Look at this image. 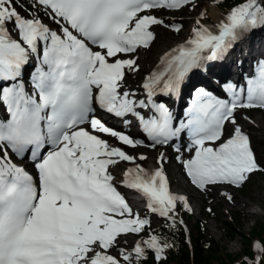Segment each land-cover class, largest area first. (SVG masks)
<instances>
[{
  "label": "rangeland",
  "instance_id": "obj_1",
  "mask_svg": "<svg viewBox=\"0 0 264 264\" xmlns=\"http://www.w3.org/2000/svg\"><path fill=\"white\" fill-rule=\"evenodd\" d=\"M7 1L8 6L3 2ZM217 0H186L178 10H173L170 6L164 9L156 10L148 13V19L142 22L139 27L143 33L144 39L147 40L148 48L137 47L127 56H123L122 60L128 70V74L124 79H120L118 85L120 89L130 88L131 93H142V88L145 80L154 71V64H148L146 67L141 66L142 53H152L156 47L166 44L169 48L178 43H182L194 36L201 34L204 24L213 26L215 21L209 16V12L215 5ZM34 7L29 10L28 5ZM37 9V10H36ZM220 12L221 10L218 9ZM203 14L201 18L200 15ZM221 14H223L221 12ZM223 16L226 19L231 17ZM238 21H250L254 26L258 23V18L255 12L241 16ZM237 20V19H234ZM31 21H39L45 23L51 31L63 32L68 28V22L62 15L56 13L54 10L46 7L36 0H0V53L7 48H23L21 34L25 30L26 24ZM186 23V25H184ZM189 27L186 34L183 31ZM195 27V28H194ZM251 37V36H248ZM131 50V49H130ZM160 55V54H158ZM110 57V55H108ZM112 58V56H111ZM136 63L132 65V61ZM260 72L264 70V60L260 62ZM197 91V90H196ZM0 112L3 113L0 107ZM232 122L228 123L225 127L224 135L218 143V147H224L234 137H238L237 130L239 128V117L252 119H260L264 122V113H257L255 111H240L234 114ZM235 120V121H234ZM232 126V128H230ZM230 128V129H229ZM235 131V132H234ZM141 141V140H139ZM108 144L112 145L115 142L107 140ZM249 147L242 151L238 157L232 159L236 172H232L228 181H223L218 184L207 188L205 190H198L193 187L183 173V164L186 160L191 158V154L187 153V149L176 151L174 147H153L145 145L143 152H138L133 157L140 160L135 167L145 166L157 168L163 164L168 158L169 164L167 169L162 174L166 175L163 178V183L166 189L176 195L181 196L179 201L171 200L166 197L164 202L156 201L149 204L138 205L137 216H132L126 221V226L121 229L104 230L103 235L99 240L96 239L95 253L97 259L84 261L83 264H118L115 259L121 262L123 258H128V264H140L139 260L135 257L138 252L140 239L144 236L147 229L159 228L162 223L171 215L175 218L181 217L178 215V206L182 202L185 209L190 214L189 217L181 219L184 228L192 237L194 233L193 225L197 221L206 223V229L216 245V260L214 264H232L229 255L236 256L241 253L244 248V240L241 236L251 239V249L254 251V243L259 241L257 238H251V232L254 227L264 225V192L261 188L264 187V142L247 139ZM113 147V146H112ZM118 148V147H117ZM255 148H258V156L256 155ZM6 149L0 144V159H4ZM153 156L156 163H153L148 157ZM143 160V161H141ZM22 162V161H21ZM159 162V163H158ZM21 164L25 165V162ZM141 171V170H140ZM123 177L112 179L123 184ZM118 184V185H119ZM220 187H225L222 196L213 200L212 191ZM189 194L195 196V200H188ZM254 194L253 200L250 197ZM242 200L246 203L244 208L240 207L235 200ZM212 214V219H207L202 214L203 211H209ZM259 212V213H253ZM143 216L139 217V215ZM256 224V226H255ZM234 230L237 237L229 238L228 230ZM125 239L127 244L120 245L121 241ZM234 245V246H233ZM79 257H85L82 253ZM214 255V254H212ZM176 264V263H172Z\"/></svg>",
  "mask_w": 264,
  "mask_h": 264
},
{
  "label": "bare ground",
  "instance_id": "obj_2",
  "mask_svg": "<svg viewBox=\"0 0 264 264\" xmlns=\"http://www.w3.org/2000/svg\"><path fill=\"white\" fill-rule=\"evenodd\" d=\"M180 1L184 3L186 0H180ZM209 16L215 21V24L213 26L204 24L203 31L201 32V34H198L191 39L173 45L169 48H166V44H162L161 46L156 47L152 53L149 52L146 53V51L143 52L140 62L141 66L146 67L148 64L153 65L159 58L157 63L154 64V69H156L157 65L162 61L163 56L169 51H171L177 45L186 42H190L193 44L203 41H209L212 37H214V35L217 34L219 26L221 25L224 26L229 22L233 23L231 20L226 19L216 7H213L210 10ZM200 17L202 18L203 14H201ZM186 23L187 22H185L184 25H186ZM188 28L189 27H187L183 32L187 34L189 32V30L186 31ZM134 33L138 36V38H143L140 29L134 31ZM249 36L251 37H247L241 44L238 45L235 51L230 55V60L222 64V68H220L219 72L224 71L223 74H217L216 73L217 70H212L209 73H207L205 76L200 77L197 80V82H194L197 84L196 86L198 87L197 92H195L197 93L196 96L197 98H200L199 91L203 87L207 88L208 91H214L215 89L217 90L216 92L221 93L222 90L226 91V89H228V85H230L234 79H239L242 82L245 79H253L256 77L255 75L258 74L260 71V62L264 60V28L257 29L256 31L252 32ZM138 41L140 40H136L135 42H129L127 43V45H129L130 47L135 46ZM10 50H18V49H10ZM126 71L128 72L127 69ZM9 76L10 74L4 68L0 67V84L9 81ZM151 76L152 74L150 75V77ZM118 82H122V81H118ZM118 82L115 83V86L118 90V94L122 95L124 98L126 97H128L129 99L134 98L136 102H139V100L141 101L143 98L147 96V94L143 95L142 93H131L130 88H127L125 90L120 89ZM221 86H225V89L222 88ZM188 96H189V87L184 89L183 96L179 104L184 106L186 100L188 99ZM196 97H194V100H197ZM162 100L169 101L167 99H162ZM170 102L171 104L175 103L174 101H170ZM136 110H140L141 112L143 111V109L139 107H137L135 111ZM176 111L172 109L170 116L172 117V119L174 118L175 121H178L181 119L182 115ZM129 114H133V113L131 112ZM0 115L4 120H7L6 113L0 112ZM114 127L117 130L121 131L126 136V139L119 141L116 136L101 135L104 138V142H102L101 145L102 148H107V151L112 153L111 155H107L104 158L103 165L107 166V171L104 174L103 180L108 185L107 190L109 193V197L114 203V205L124 208H132L131 213L128 215L137 216L138 213L136 209L138 208V206H136L134 203L131 202L129 203V206H126L125 205L126 201L122 197V193L117 192V190L126 191L129 189V187L126 184L120 185L119 182L114 180L109 181V179L111 178L116 179L119 177L128 176L130 174H134L135 172L139 173L140 170H142V167H135V166H137V163H139L140 160L134 158L133 156L137 155L138 152L141 151L143 152V150L146 147L140 146L136 143V141L139 139L141 134L132 125L128 127H125L123 125L121 126L116 125ZM230 128H232V126ZM235 131H237V135L239 137L236 138L234 137V139H232L228 144V146H234V147L238 146L239 148L238 153L235 155V157H237L239 153H241L242 151H244L245 148H247V147H241V148L239 147V145L243 144L244 142L243 139L244 137L242 136V133H245V137L250 138L251 140L264 142V122L260 119H252L251 117L247 119V118L239 117V128ZM108 139L112 142L116 141V143L110 145L107 143ZM176 141L177 144L181 146L185 144V141H183L181 137L177 138ZM255 152L256 155L258 156V148H255ZM148 158L153 163H156V159L153 156H149ZM111 160H116V163L114 165H110L109 163ZM168 164H169L168 158L166 159L165 157V161L163 162V164L159 163V166L157 168L145 166V171L158 174L159 172L162 171V169L166 170ZM236 171L237 169L234 168L232 162H229L228 166L223 170L212 169V172L216 176L220 177L221 181L229 178L232 175V172H236ZM224 190H227V188L220 187L217 190L212 191L211 197L213 198V200H216L218 197L222 196ZM261 192H264V187L261 188ZM253 196L254 194L250 197L251 200H253L254 198ZM187 197L189 202L196 199L195 196L192 194H189V196ZM164 200L165 199L163 198V202ZM234 203H238L242 208L246 206V203L240 199L235 200ZM253 213H259V212H253ZM141 216H143V214L139 215V217ZM124 218L126 219L127 216H125ZM105 228L106 229L104 230H107V228H110V230L120 229V228H124V225H121V223L118 222H114L113 227L105 226ZM71 231L73 233V238H70L67 244H65L62 248H60V252H57L55 256H53L51 259L48 260L47 264H63L64 262H71L72 264H83L82 262L84 261L97 259V254L93 255L95 253V248L93 244L97 243L96 239H100L103 236L100 234L101 230L97 229L92 223L90 224L85 223L83 227L72 228ZM127 242L128 241L123 239L120 245H125L127 244ZM82 253H85L86 255L84 258L79 257L80 255H83Z\"/></svg>",
  "mask_w": 264,
  "mask_h": 264
},
{
  "label": "trees",
  "instance_id": "obj_3",
  "mask_svg": "<svg viewBox=\"0 0 264 264\" xmlns=\"http://www.w3.org/2000/svg\"><path fill=\"white\" fill-rule=\"evenodd\" d=\"M7 6V1H3ZM29 10L35 12L32 5L27 4ZM215 5L224 15L231 17L246 16L255 12L258 20L264 22V0H217ZM37 10V9H36ZM264 28V23H260ZM205 218L212 219L209 211H203ZM178 215L181 219L190 216L181 202L178 206ZM180 218L168 215V218L159 228L147 229L139 241L138 252L135 257L140 264H214L216 260V245L206 229V223L197 221L194 225V233L188 239L187 230L182 225ZM256 226V224H255ZM229 238L237 237L234 230L226 233ZM244 240V248L236 256L229 255L232 264H264V225L254 227L251 238H257L262 243L260 254L251 249V239L241 236ZM214 254V255H212ZM124 261L115 259L118 264H128V258Z\"/></svg>",
  "mask_w": 264,
  "mask_h": 264
}]
</instances>
